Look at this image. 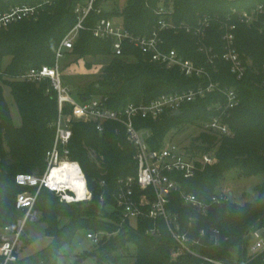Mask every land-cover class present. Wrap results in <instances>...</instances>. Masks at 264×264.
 Returning a JSON list of instances; mask_svg holds the SVG:
<instances>
[{"label":"trees","instance_id":"16d2710c","mask_svg":"<svg viewBox=\"0 0 264 264\" xmlns=\"http://www.w3.org/2000/svg\"><path fill=\"white\" fill-rule=\"evenodd\" d=\"M113 1H98L96 7H102L103 12L93 11L87 26L99 18L119 15L127 30L136 35H148L158 26L157 8L160 5L173 9L172 18L178 24H196L199 18L207 15L225 18L233 8L251 10L257 4L264 5V0H203L200 3L196 0H124V7L119 9ZM41 2L43 0H0V12L22 3ZM87 2L53 0L52 5L44 6L36 17L25 18L0 30V228L16 224L23 216L24 211L16 207V200L25 188L16 183V176L45 173L47 152L54 146L55 122L59 116L58 96L49 80L37 83L16 78L31 67L55 64L60 42L76 23L75 9ZM234 21L237 24L236 46L247 65V73L242 79H237L222 59L217 60L216 68L209 65L206 56L198 50L197 38L192 33L184 29L162 32L164 49H174L185 59L206 66L214 80L234 87L239 93L241 103L226 120L230 135L202 128V123L214 115V111L209 110L216 101L214 93L183 104L179 114L166 111L158 119L135 118L138 128L152 131L149 144L153 149L172 140V132L200 124L202 132L186 149L192 156H197L215 146L217 161L201 166L193 178L179 175L175 178L182 190L204 201L218 194L215 187L231 170L239 176L264 173V34L256 25H247L236 17ZM222 35L221 24L213 21L205 41L220 53L223 50ZM70 51L79 55L68 64L69 70L77 73L85 72L74 67H79V59L86 55L105 53L113 56L103 68L99 82L80 98L108 96V106L116 110L130 103H149L163 94L182 92L207 83L206 77H187L179 67L153 61L130 44H125L123 53L117 55L110 40L96 37L90 30L80 31L73 49L67 51L65 57ZM7 57H11V61L3 66ZM86 65V72H91L92 65ZM4 86L10 88L18 107L22 119L19 126L13 121ZM65 111L69 112V107ZM72 131L67 145L68 159L80 164L93 197L90 201L67 203L55 192L41 189L35 208L42 213L40 220L46 224L45 233L53 238V242L30 257L20 254L19 259L10 264H57L59 249L70 243L80 228L109 233L99 243L97 264H119L123 258L132 256H135L134 264L196 262L187 256L172 260L175 241L163 221L140 218L137 228H133L130 219L124 218V210L117 206L113 193L118 188V180L138 172L137 150L129 141L125 127L119 122L107 121L100 132L96 123L80 121L73 123ZM64 150L61 146L62 154ZM103 179L106 186L101 188ZM93 182L97 183L96 188L92 187ZM255 191L257 194L252 202L245 205L233 201L215 203L206 214L184 204L180 192H173L168 207L179 216L183 228L204 244L198 247L204 254L230 263L236 262L233 257L237 254L241 260H247V264H264L261 256L246 259L248 234L254 229H264V218H261L264 215V183ZM102 193L104 200H101ZM140 195L137 188L136 198ZM62 218H67L68 222L61 225ZM155 225L161 230L160 234L148 232ZM214 228L220 230L217 241L212 238Z\"/></svg>","mask_w":264,"mask_h":264},{"label":"built area","instance_id":"2783aa9c","mask_svg":"<svg viewBox=\"0 0 264 264\" xmlns=\"http://www.w3.org/2000/svg\"><path fill=\"white\" fill-rule=\"evenodd\" d=\"M98 1L104 3L108 0H88L86 5L77 6L75 9L76 23L60 42L56 50L54 65L31 67L16 78L37 83L49 80L58 96L59 116L55 122L54 146L47 152L48 166L45 173L42 175L20 173L16 176V183L25 188V191L17 196L16 207L24 211V214L16 224L0 228V264H10L19 259L24 246L26 225L41 219L42 213L35 208L41 189L47 188L55 192L60 196L61 201L67 203L92 199L93 195L89 188L87 198L77 200L73 190L64 185L57 186L51 180L52 171L57 165L65 160L72 161L68 159L67 145L73 134V123L80 121L96 123L100 132L104 130L105 122H119L125 127L129 141L137 150V174L120 178L118 188L113 193L117 206L124 210L125 219L138 221L140 218H149L163 221L175 241L172 257L178 260L179 257L187 256L196 260V262L182 264H247V260L244 258L241 260L239 255L234 259L236 262L230 263L227 260L202 253L198 247L204 246V244L199 239L192 237L188 229L183 228L179 216L168 207L170 195L173 192H180L183 203L193 206L202 214H206L212 204L232 201L230 192L226 190L214 195L209 201L201 200L195 194L182 190L181 184L175 178L178 175L186 179L193 178L201 166L217 161L215 155L192 156L186 148H182L172 141H168L159 149H153L149 144L152 131L149 128H138L135 118L158 119L166 111L175 112L185 103L194 102L214 93L216 101L209 107V110L214 111V115L209 121L202 123V128L213 133L230 135L231 130L226 120L241 103L239 93L234 87L223 85L220 81L214 80L206 66L197 65L192 60L185 59L174 49H164L162 32L171 29L177 32L184 29L186 32L192 33L197 38L198 50L206 56L209 65L216 68L217 60L222 59L229 64L231 72L237 79H242L247 73V65L236 46L237 24L234 17L239 18L247 25H256L264 34V5L257 4L251 10L233 8L225 18H221L219 15H207L199 18L196 24L176 23L172 19L173 9L160 5L157 8L158 26L148 35H136L127 30L122 22L110 17L99 18L93 25L87 26V21L93 11L97 14L103 12L102 7H96ZM52 3L53 0H43L39 4L22 3L0 12V30L25 18L36 17L44 6L52 5ZM213 21H218L223 29V50L221 53L216 52L215 48L205 41L208 28ZM81 30H90L94 36L110 40L112 50L117 55L123 53L125 44H130L148 55L153 61L168 67H179L187 77H206L207 83L186 91L163 94L149 103H130L118 110L108 106V96H93L88 97L87 100L76 99L73 97L70 87L63 81L61 62L66 52L73 49ZM67 107L70 109L69 112L65 111ZM61 146L65 147L63 154L60 151ZM72 162L78 163L77 161ZM84 177L86 178L85 174ZM105 186L106 180L103 179L100 181V187L104 188ZM137 188L141 192L139 198H136ZM148 192H151V195ZM70 195L71 199H69ZM101 200H104V193L101 194ZM148 232L160 234L161 230L155 225ZM108 234L103 231H90L87 233V237L100 243ZM201 234L204 232L201 231ZM252 234L256 235V241L251 250L247 249L246 259L252 260L261 256L264 262V236L261 229L252 230L248 234L249 239ZM219 236L220 230L214 228L212 230L213 240L217 241Z\"/></svg>","mask_w":264,"mask_h":264},{"label":"rangeland","instance_id":"374dc122","mask_svg":"<svg viewBox=\"0 0 264 264\" xmlns=\"http://www.w3.org/2000/svg\"><path fill=\"white\" fill-rule=\"evenodd\" d=\"M196 2L200 3L203 2V0H196ZM113 3H115L117 5L116 7L119 9L123 8L125 5L124 0H114ZM111 9L112 7L110 6V10ZM113 19L118 21L121 20L119 15L113 16ZM78 58L79 55L76 54L75 51H70L61 62L63 80L70 87L72 95L76 99H80L82 93L89 91L94 84H97L99 82L103 68L109 62V60L113 58V56L111 54L105 53L86 55L79 59V67H74L85 72L77 73L75 71H70L68 64ZM10 61L11 57H7L3 66H6V64ZM87 63H90L92 65V71L89 73L86 72ZM4 91L13 121L16 125L19 126L21 125L22 119L18 107L10 93V88L4 86ZM202 130L200 129L199 123L191 126H186L180 131L172 132L174 134H172V140L170 141L179 144L182 148H187L191 146L192 141L197 139ZM207 151L208 152L205 154L214 155L216 147H209V150ZM263 183L264 173H258L252 176H239L235 170H231L225 175V178L218 182L215 190L218 194L226 190L227 192H230L231 200L234 203L245 205V203L252 202L255 199L257 194L255 191L256 187ZM107 208L109 210H113V207L111 206H107ZM67 222V218H62L60 220L61 225ZM130 222L133 228H137V220L131 219ZM45 229L46 224L43 223L40 219L26 225L24 231V246L21 252L22 257H30L31 255L45 249L53 242V238L46 235ZM90 231L94 230H88L86 228L78 229L72 241L68 244H65L59 249L57 264H97V251L99 243L94 242L87 237V233H89ZM261 232H264V229H262ZM255 241L256 235L252 234V237H250L249 239V245H247L248 250H251V247L254 245ZM234 253H236V251ZM236 256L237 254L233 258L236 259ZM172 260L175 259L172 258ZM134 262L135 256H132L123 258V260L119 264H134Z\"/></svg>","mask_w":264,"mask_h":264},{"label":"bare ground","instance_id":"6f19581e","mask_svg":"<svg viewBox=\"0 0 264 264\" xmlns=\"http://www.w3.org/2000/svg\"><path fill=\"white\" fill-rule=\"evenodd\" d=\"M51 180L57 186L60 184L73 190L75 192L74 197L77 200H83L89 194L86 178L76 162L65 160L57 165L52 171ZM71 197L70 195L69 199Z\"/></svg>","mask_w":264,"mask_h":264},{"label":"water","instance_id":"95a60500","mask_svg":"<svg viewBox=\"0 0 264 264\" xmlns=\"http://www.w3.org/2000/svg\"><path fill=\"white\" fill-rule=\"evenodd\" d=\"M88 99V97H84L83 98V100H87ZM181 111H180V109H178V110H176L175 112H174V114H179ZM92 187L93 188H96L97 187V183L96 182H93L92 183ZM261 218H264V215L261 217ZM262 235L264 236V232H262Z\"/></svg>","mask_w":264,"mask_h":264}]
</instances>
